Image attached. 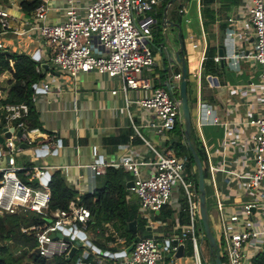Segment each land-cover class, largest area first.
I'll list each match as a JSON object with an SVG mask.
<instances>
[{"label":"crops","instance_id":"crops-1","mask_svg":"<svg viewBox=\"0 0 264 264\" xmlns=\"http://www.w3.org/2000/svg\"><path fill=\"white\" fill-rule=\"evenodd\" d=\"M9 1H14L13 7L9 5ZM22 1L27 0H0V8L5 6L11 8L12 12L22 19L29 15L22 8ZM163 1L159 0L150 10H153L155 16L146 13L140 18L147 30L154 28L156 31L154 35L161 40L155 44L151 39L154 62L144 68L139 76L148 78L152 87L171 89L175 97L179 95V78L175 75H180V65L175 59L174 52L178 47L177 33L180 29L185 48L183 52L187 66V98L192 130L195 140L204 152L203 161L208 174L205 178L206 197L210 222L215 227L218 223L217 201H220L225 211L238 212L241 216H244L241 213V206L244 203L260 201L258 195H253L244 187L245 179L252 172L254 165V145L251 139L257 127L251 121L264 114V77H262L264 70L254 60L253 29L248 22L249 4L246 0H212L210 3L195 0L198 31L188 28L185 36L181 22L183 19L187 23L190 22L186 17L188 13L186 3L177 9L172 5L167 10L169 21L178 24L179 29L171 24L163 28L164 7L161 17L159 16ZM63 2V0H50L49 4L62 7ZM62 20V11H49V22ZM21 23L22 20L12 21L11 25L19 26ZM21 38L26 39V43L31 40V51L24 49L26 44L20 41ZM13 41L16 43L12 44ZM3 42L5 49L1 57H7L12 65L9 61L8 68L0 64L2 101L7 98L13 83L14 60L10 54L29 55L37 62L36 66L41 68L37 73L43 75L36 82L38 90L32 94L34 98L32 103L40 122V125L36 126L39 128L37 137L39 141L51 140L50 138L53 137L57 142V148L55 153L46 154L55 159L54 164L45 165L41 162L35 165L45 166L50 178L58 171L67 187L73 189L76 195H80L81 200L82 196L92 195L106 185L107 168H122L130 176V179L125 181V201L137 202L140 217L147 220L139 209L135 191L132 186H127V183L133 180L131 171L109 164L118 162L123 156H130L142 162H152L154 160L152 148L161 153L175 154L174 149L170 147L177 138L175 131L172 135H168L167 140L160 137L148 126V121L153 116L152 111L140 107L135 102L149 92L129 90L127 99L130 102L127 104L120 90L121 82L117 77L108 78L95 72L78 73L75 77H70L62 71H55L50 63L52 52L34 35L18 36L8 33L3 37ZM220 45L225 46L223 56L218 54ZM35 53H38L37 58H34ZM215 57H219V60L216 61ZM42 63H48L53 72L45 70L41 66ZM44 89L47 91L44 92ZM114 89H117V93L112 94L111 91ZM26 122L30 126L29 116ZM5 133L2 131L1 135L4 136ZM15 134L17 135V131ZM22 146L27 157L31 154V150L36 155L37 151L35 152L31 147L38 146L36 143ZM20 154L19 162L34 164ZM94 162L105 164L103 172L94 173L89 167ZM4 165L5 159L0 158V167ZM188 166L191 178L187 180L194 183L195 166H190V163ZM139 170L141 176L146 177L153 167L140 165ZM182 202L184 199L180 185H172L170 200L165 205L172 211L167 221L172 226L169 235H176L186 225V222L181 221ZM258 203V206L252 210L249 220L252 221L253 229L262 231L264 207L260 205L263 202ZM155 214L150 216L151 223L147 220L144 234L167 236L156 230L166 222L156 219ZM131 222H135L133 232H136L137 222L136 220ZM148 226L150 230H147ZM121 232L120 223L99 224V220H95L93 216V220L84 230L85 238L92 245L97 243L103 249L94 245L100 250L98 253L84 241L75 243L77 249L80 247L82 251L76 262L109 264L110 257L104 252L114 253L127 247ZM197 232L203 236L200 229L197 228ZM107 236L112 237V240L105 241ZM137 236L142 237L138 234ZM187 244L188 252H186ZM183 245V256L176 258L180 260L173 264H194L191 242L186 240ZM187 253L191 254L187 255ZM261 255L264 264V252L261 248L252 259L254 264H259ZM208 261L210 262V257ZM160 264L171 263H168L165 257Z\"/></svg>","mask_w":264,"mask_h":264},{"label":"built area","instance_id":"built-area-1","mask_svg":"<svg viewBox=\"0 0 264 264\" xmlns=\"http://www.w3.org/2000/svg\"><path fill=\"white\" fill-rule=\"evenodd\" d=\"M38 1L29 15L22 19L11 8H0V64L5 49V35H34L52 52L50 63L70 77L88 72L108 78L117 77L127 104L130 102L127 99L129 90L148 91L149 94L135 102L152 111L148 126L167 140L181 120L179 98L175 97L171 89L152 87L148 78L139 76L144 68L154 62L152 36L140 18L159 0H63L62 7L50 6V0ZM246 1L249 4L248 22L253 29L254 60L264 70V0ZM13 4L14 1H9L11 7ZM50 10L62 11L63 20L49 22ZM17 20H22L21 25H11L12 21ZM230 21L234 22L233 19ZM215 60L218 61L219 57H215ZM35 69L36 72L41 71L39 66ZM175 77L179 78V75ZM34 89L38 90L36 83ZM111 93H117V89ZM1 99L0 90V136H3V128L9 131V136L0 142V158L5 159V165L0 167V212L14 214L31 211L50 217L43 225L28 228L34 233L37 242L32 251L46 259L66 258L75 241H83L77 237V232H84L87 224L93 220V215L81 203L80 195H75L69 201L66 210L49 209L50 195L46 185L50 175L48 179L45 178L49 174L48 169L42 165L19 162L18 157L24 150L22 145L36 143L38 146L31 147L35 152L39 151L37 156H42L55 153L57 142L53 137L51 140H38L39 128L30 127L26 122L30 112L27 103L4 104ZM251 122L257 127L251 139L254 145V165L245 179L244 187L253 195L257 191L258 198L263 197L260 205L264 206V114ZM16 131L20 134L16 135ZM152 150V162L123 156L118 162L109 165L131 171L132 189L138 198L139 209L149 221L152 214L159 212L168 203L173 182L177 181L184 199V206L180 210L186 213L187 223L176 235L140 237L133 243L128 256L110 258L109 264H160L166 257L164 252L169 257L174 256L179 245L186 240L191 242L194 264H202L198 253L197 227L200 224V213L197 190L193 182L182 177L185 170L183 165L189 162L188 157L170 152L161 153L154 148ZM140 165H150L153 170L142 177ZM104 166L102 162L89 165L95 174L103 172ZM216 204L219 209L218 223L213 228L220 257L224 258L222 264H254L252 259L258 249L264 252V230L253 229L252 221L249 220L258 201H248L241 206L244 216L238 212L225 211L220 201ZM262 219L264 222V208ZM73 225L76 227L73 228ZM58 233L60 237H56ZM75 264L83 263L78 261Z\"/></svg>","mask_w":264,"mask_h":264},{"label":"trees","instance_id":"trees-1","mask_svg":"<svg viewBox=\"0 0 264 264\" xmlns=\"http://www.w3.org/2000/svg\"><path fill=\"white\" fill-rule=\"evenodd\" d=\"M168 0H164L160 8L159 16L162 15V9ZM187 0H176L173 8H181ZM204 3H210L212 0H203ZM39 1H22V8L26 13L32 11ZM159 17V18H160ZM183 38V36H182ZM185 51V48H184ZM14 60L13 83L7 95V98L2 103H27L29 105V123L31 127L40 125L37 113L35 112L32 103V94L34 93V84L43 77V75L36 72L37 62L26 54H10ZM7 57L1 59L3 67L8 68ZM177 98L179 95L176 96ZM177 138L171 143V148L177 156L186 155L188 157L190 166H194L191 151L186 143L183 133L182 123H178L175 128ZM190 141L202 161L204 178H207V171L204 165V152L195 140L193 130L190 135ZM194 185L197 187V174L194 173ZM130 179V176L122 168H107L105 173L106 185L99 191L92 195L82 196L81 203L86 206L95 220H99V224L107 222H118L122 227L121 237L125 239L126 246L133 243L135 237L142 236L146 231L147 220L140 217L138 211V204L135 201L127 203L125 201V181ZM49 191L50 199L48 207L50 210L62 209L66 210L70 200L75 198L76 192L67 187L63 177L57 171L53 173L46 185ZM197 190V189H196ZM184 202L181 204V208ZM172 211L170 207L163 206L154 217L156 219L166 222L165 225H160L156 228L158 232L163 235H169L172 226L168 223V217ZM181 221L187 223V216L181 210ZM50 217L44 216L35 212L26 211L14 214H7L0 212V264H25L22 262L23 257H27L28 264H75L79 253H76L71 259L65 257H54L53 259H46L40 256L36 251H32L36 246V237L28 228L33 225H43ZM133 220L137 222V230L133 232L129 229V223ZM91 223V222H89ZM88 223V224H89ZM26 229L25 231L22 229ZM200 232L203 233L202 224L200 221ZM103 234V233H101ZM204 237V233H203ZM205 238V237H204ZM112 240V237H105V241ZM75 243L79 244L77 241ZM98 248L103 249L97 243H93ZM192 248V247H191ZM192 250V249H191ZM32 251V252H31ZM192 252V251H191ZM191 253H187L190 255ZM259 258V257H258ZM224 261V258H221ZM263 256L259 258V264L262 263Z\"/></svg>","mask_w":264,"mask_h":264},{"label":"water","instance_id":"water-1","mask_svg":"<svg viewBox=\"0 0 264 264\" xmlns=\"http://www.w3.org/2000/svg\"><path fill=\"white\" fill-rule=\"evenodd\" d=\"M176 2V0H168L164 6L163 9V18H162V26L163 28H165V26L167 24H171L176 26L179 29V25L176 23H171L167 17V10L170 6H172L174 3ZM178 36V47L177 49H175L174 55H175V59L176 61L179 63L180 65V75H179V101H180V114H181V119H182V123H183V133H184V137L187 141V145L191 151L192 154V160L194 162V166L196 169V174H197V182H196V189H197V195H198V203H199V213H200V221L202 224V229H203V233L204 236L208 242V250H209V255H210V262L209 264H222V259L220 257L219 254V250H218V244L216 242V236H215V230L213 228V226L211 225L210 222V216H209V209H208V203H207V197H206V185H205V178H204V174H203V166H202V161L199 158L197 152L195 151L191 141H190V135L192 132V123H191V115H190V108H189V104H188V98H187V66H186V61L184 59V44H183V39L181 37L180 34V29L177 33ZM224 50H225V46L224 45H220L219 49H218V54L220 56H223L224 54ZM38 57V53L34 54V58ZM41 66L45 69V70H49L50 72H53V70L49 67L48 63H42ZM12 130V129H10ZM3 131H5V135L4 136H0V142H2L3 138L8 137L9 133L6 130V128H3ZM20 132L17 131V135H19ZM39 151L37 150V153ZM42 154H45V151H42ZM189 162H185L184 163V167L188 166ZM46 179L49 178V174H46ZM133 185V181H129L127 183V186H132ZM135 222H131L129 223V228L132 231H135ZM76 225H73V228H75ZM147 230H150V226L147 227ZM61 234H57L56 237H60ZM154 236L151 233H147V234H143L142 237L144 238H150ZM77 237L80 240H83L88 246H90L92 249H94L96 252L100 253V250L95 247L94 245H92L86 238H85V233L83 231H78L77 232ZM156 237V236H154ZM63 238H67V236H64ZM140 237L136 236L133 243L135 241H137ZM133 243L130 244L129 246H127L124 250L118 251V252H104L105 255H108V257L113 258V257H119V256H128L129 252L131 251L132 247H133ZM264 247V245H263ZM77 249V246L74 245L71 247V250L68 254V256L66 257L67 259H71V257L74 255L75 251ZM183 252H184V245L180 244L178 247L177 252L175 253L174 257L175 258H180L183 256Z\"/></svg>","mask_w":264,"mask_h":264},{"label":"rangeland","instance_id":"rangeland-1","mask_svg":"<svg viewBox=\"0 0 264 264\" xmlns=\"http://www.w3.org/2000/svg\"><path fill=\"white\" fill-rule=\"evenodd\" d=\"M186 6H187V10H188V13L186 14V17L190 20V22H185V20L183 19L182 22H181V29H182V32L183 34L186 36V31L187 29L189 28L190 30L192 31H198V20H197V16H196V1L195 0H187L186 1ZM153 11V10H152ZM152 11H148L146 12L147 14H150V15H154V13ZM158 28V26H157ZM149 33L151 34L152 36V41L153 43H157L159 42L161 39L160 37H156L154 34L156 33V31L154 30V28H149ZM21 42L25 43L26 45L24 46V49L26 51H31L32 50V47H31V40L27 41L26 43V39H23L21 38L20 39ZM16 41H13L12 44H15ZM54 70L57 71V72H61L59 69H57L55 66H54ZM31 154L27 157V155L24 154V151L20 154L23 156V158H26L27 160H30L32 163L34 164H39L41 162H43L45 165H49V164H54L55 163V159L53 160L52 158L53 157H49V156H43V157H37L36 155L33 154L32 150L30 152ZM192 169V168H191ZM193 170V169H192ZM189 166H187L185 168V170L183 171L182 173V177L187 180V179H190L191 177L189 176ZM173 185L174 186H177L178 185V182L177 181H174L173 182ZM255 194L258 195V192L257 191H254ZM261 198V197H259ZM263 199V197L261 199H259L260 201L258 202H263L261 201ZM264 207V206H262ZM201 233V232H200ZM205 237V236H204ZM202 235H199V238H198V253L200 255V259H201V262L202 264H207V262L209 263L208 259L210 257L209 255V250H208V242L206 240V238H204ZM188 244L186 245V252H188ZM76 253H79L82 254V251H81V248L79 247V250L76 252ZM165 256H166V260L168 263H175L176 261H179L180 259H176L174 258L173 256L171 257H167V253L164 252ZM22 262L25 263V264H28V259L27 257H23L22 258Z\"/></svg>","mask_w":264,"mask_h":264}]
</instances>
